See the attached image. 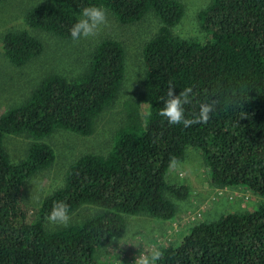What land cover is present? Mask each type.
Returning a JSON list of instances; mask_svg holds the SVG:
<instances>
[{"label":"trees","instance_id":"1","mask_svg":"<svg viewBox=\"0 0 264 264\" xmlns=\"http://www.w3.org/2000/svg\"><path fill=\"white\" fill-rule=\"evenodd\" d=\"M92 5L120 25L158 23L141 51V94L124 101L107 150L74 160L32 218L20 204L24 182L54 163L47 140L54 132L91 135L117 100L126 79L123 41L108 36L92 49L54 55L53 70L0 114V264H114L100 250L125 233L127 217L169 221L184 210L179 202L192 191L186 179L172 178V167L194 154L213 189L245 187L258 205L190 225L178 243L152 250L161 252L156 264H264V0H209L195 17L197 38L174 33L185 12L180 0H37L22 27L1 39L6 63L20 68L46 54L38 32L73 42L72 25ZM170 83L176 94L191 88L190 121L202 103L214 104L207 123L170 125L159 115ZM12 136L29 140L17 162L4 145ZM57 202L68 205L67 225L48 219Z\"/></svg>","mask_w":264,"mask_h":264},{"label":"rangeland","instance_id":"2","mask_svg":"<svg viewBox=\"0 0 264 264\" xmlns=\"http://www.w3.org/2000/svg\"><path fill=\"white\" fill-rule=\"evenodd\" d=\"M37 0H3L0 1V46L4 33L12 28L22 27V17L26 9ZM184 6V16L174 28V33L181 37L197 38L200 35L195 23L197 12L205 7L209 0H180ZM107 15V22L101 26L93 37L78 42H64L53 39L50 34L38 32L43 42H47L46 54H42L24 67H14L6 63L0 47V114L12 103L26 96L39 80L53 70L58 63L56 54L72 53L92 47L104 37L116 36L122 40L126 50V79L117 98L98 118L94 132L89 136L57 131L47 139L53 146L56 159L51 167L29 177L20 190V204L27 211L28 217L38 207L43 196L52 192L63 181L68 166L83 154L105 152L111 137L123 120V103L128 98H137L142 88V47L151 38L158 23L145 20L130 25H120L116 19ZM73 44V45H72ZM54 56V57H53ZM76 64L79 61H75ZM147 107L146 104L143 105ZM29 140L12 136L6 138L4 145L10 153L11 160L17 162L24 154ZM187 156V154H186ZM180 164L172 167L173 179H186L191 194L187 200L179 202L184 210L178 211L169 221L141 215L126 218L127 229L118 239L107 243L100 252L101 260L114 264H140L137 260L141 253L148 254L159 246L178 243L188 227L200 221H212L215 213L224 214L236 209L253 210L259 198L245 187L224 192L213 189L209 184V172L198 154L191 155ZM192 165L208 173L206 180H201ZM225 193V194H224ZM227 198L226 206L220 201ZM229 197V199H228ZM225 199V198H224ZM114 253L118 256L113 258ZM112 255V256H111ZM111 256L110 259H108Z\"/></svg>","mask_w":264,"mask_h":264},{"label":"clouds","instance_id":"3","mask_svg":"<svg viewBox=\"0 0 264 264\" xmlns=\"http://www.w3.org/2000/svg\"><path fill=\"white\" fill-rule=\"evenodd\" d=\"M107 22L106 10L100 6H88L81 10L80 17L72 25L70 36L73 42L81 39L93 37L101 26ZM191 88L185 89L183 92L176 94L175 86L171 83L168 86L167 96L162 98L163 108L159 115L166 118L170 125H180L188 127L191 123H207L212 113L214 104L205 102L200 105L199 119L190 121L185 117V105L191 102ZM48 219L53 223L67 225L69 220V208L65 202H57L53 205L49 213ZM161 252L159 250L151 253H141L137 260L140 264H156L159 261Z\"/></svg>","mask_w":264,"mask_h":264}]
</instances>
